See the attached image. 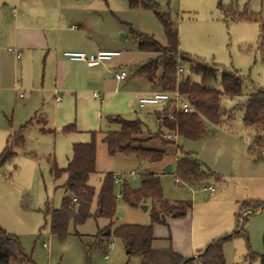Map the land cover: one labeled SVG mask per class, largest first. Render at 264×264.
<instances>
[{"label":"rangeland","instance_id":"rangeland-1","mask_svg":"<svg viewBox=\"0 0 264 264\" xmlns=\"http://www.w3.org/2000/svg\"><path fill=\"white\" fill-rule=\"evenodd\" d=\"M153 1L176 18L181 50L216 64L220 69L240 71L245 76L243 93L223 100L225 115L230 117H225L220 127L213 128L208 124L207 139L192 140L178 134L174 138L164 133L155 137L153 131L159 126L158 119L155 113H148L152 107H137L140 95L136 93L140 92V87L134 82L132 90L136 111L121 115L143 121L144 136L152 138L145 143L146 147L165 150L164 159L160 163H148L134 154L119 153L112 156L98 132L97 167L96 172L90 175L89 184L98 194L106 173L111 172L119 179L115 180L113 187L117 196L114 229L122 224L151 225L152 203L148 201L132 205L123 198L121 190L124 184L138 189L142 173L160 171L166 199L171 202L192 201V236L195 240L221 237L243 227L248 238L238 234L226 243V263L260 264L257 256L264 252V207L249 215L244 223L241 219L238 228L234 212L238 213L239 210L237 205L232 209V204L236 199L264 200V156L247 151L252 143L253 131L244 126V108H239V104L245 103L254 87L264 88V48L259 45L260 37L264 35L260 29V24L264 23V0ZM40 18L46 19V23L40 24ZM126 23L166 43L164 27L156 15L141 7H130L127 0H0V152L9 133L18 130L36 110L42 109L41 113L47 120L46 131L42 130L44 125L37 121L27 127L25 146L18 148L15 158L0 168V225L20 237L26 252L36 264H139L140 259L138 256L130 257L123 241L114 235L110 239L96 240L98 229L109 223L106 218L91 217L76 228L71 224L65 239L53 235L49 223L46 224L45 219H49L44 213L46 203L49 202L52 208H59L67 194L64 186L66 175L55 178L49 163L50 157L54 156L59 165L66 166L67 158L71 157L74 134L66 133L63 128L72 124L77 129L84 128L78 135L90 141L92 135L89 131H103L108 122L104 114L100 122H96L97 126L91 128L93 120L89 110L92 100L87 93L80 95L78 102L75 98L65 100V109L57 112L53 97L56 89L55 56L52 52L48 56L47 49H33L17 42V36L26 39L29 34L35 35L32 28L26 27H40L47 33L50 44H54L63 37L70 40L76 32L69 33L65 29L73 25H88V37L122 52L119 59L126 61L124 67L132 76L137 65L156 58L158 54L140 51ZM52 26L62 30H52ZM62 43H56L59 45L57 49L60 50ZM9 48L19 49L21 59L17 60L9 53ZM107 72L103 68L101 73L105 75ZM82 73L88 75L92 71L84 69ZM190 75L194 82H200L199 75ZM145 83V87L141 85L143 89L154 87L151 80H145ZM112 84L110 78L108 86ZM18 85L20 89H17ZM207 86L221 89V71ZM95 89L102 91L99 87L90 91ZM22 92L24 98L20 97ZM68 119L71 120L61 126ZM179 147L197 157L198 153L211 149L215 152L212 163L219 171L213 170L214 175L199 187L177 183L176 168L174 173H163L162 170L168 164L175 166L177 157L181 155ZM217 176L219 179H216ZM207 185L215 186L216 193L204 189ZM214 194H219V198L215 199ZM96 206L94 200L93 212ZM246 211L241 209L240 216L246 217L255 210ZM155 227L157 232L160 230V237L169 234L166 226ZM170 232H178L181 237L182 234L188 238L191 236L190 227L186 230L181 223L171 225ZM250 252L256 255L251 261L247 258Z\"/></svg>","mask_w":264,"mask_h":264},{"label":"trees","instance_id":"trees-1","mask_svg":"<svg viewBox=\"0 0 264 264\" xmlns=\"http://www.w3.org/2000/svg\"><path fill=\"white\" fill-rule=\"evenodd\" d=\"M132 8L141 7L152 11L161 21L166 44L160 43L154 35L136 30L131 25L130 31L136 40L140 51L155 52L158 56L141 65L137 74L151 75L157 85L165 91L178 89L187 95L194 110L176 108V106L165 107L161 112L162 126L175 131L176 134L192 140H199L207 135V123L219 125L225 116L223 100L241 96L245 76L238 70L220 69L216 64H210L199 58L180 50L179 27L174 15L169 11H163L160 4L153 0H127ZM264 32V23L260 24ZM264 35H261L259 44L264 48ZM179 68L183 72L178 74ZM221 71V89L207 86V83L215 79ZM190 73L200 76V82H194ZM244 108L243 120L248 127L255 131L252 142L264 146V88L254 87V91L248 96L239 108ZM170 112V113H169ZM165 113V114H164ZM172 116V118L169 117ZM31 119L20 127L19 130L10 134L6 146L0 154V168L17 155V149L25 146V131L33 124ZM109 121L117 126L106 132L103 138L112 156L122 153L125 155H136L148 163H158L164 159L165 150L146 147V142L151 138L144 136V123L140 119H127L120 115L110 117ZM75 130L73 125L66 126L64 131ZM162 131L156 136H161ZM97 132H92V139L87 143H75L73 145V156L66 168L55 166V178L67 175L64 186L67 194L64 196L61 207L52 209L49 202L45 206V216L50 217V231L60 239H65L69 234V226L75 228L84 224L89 218L109 219L107 226L100 228L96 234L97 240L109 239L113 235L120 238L125 247L128 248L129 256H138L139 264H227L224 254V245L234 235L243 234L247 236L243 227L231 234L213 239L203 252L197 256L185 257L176 252L172 247L166 249H154V224H166V215L174 218L184 217L188 209L192 208L191 201L171 202L165 198L161 181L153 172L141 174V186L138 189L131 188L128 184L122 186L121 195L132 205L151 201L153 205L152 224H122L113 228L114 218L117 214V196L114 194L115 176L106 173L100 191L96 194L95 188L89 184L90 175L96 172L97 157ZM181 155L175 163V174L180 183L199 187L203 185L210 174L205 170L206 164L194 153L186 152L179 147ZM179 183V184H180ZM96 200V209L92 211V204ZM264 207L262 201H246L242 204L244 210H257ZM247 220L243 218V223ZM241 217L239 216V224ZM78 234V232L76 231ZM264 242V238H263ZM260 264H264V252L257 256ZM253 260L256 255L252 252L247 256ZM36 264L29 255L16 234L8 232L0 225V264ZM128 264V262L126 263Z\"/></svg>","mask_w":264,"mask_h":264},{"label":"crops","instance_id":"crops-1","mask_svg":"<svg viewBox=\"0 0 264 264\" xmlns=\"http://www.w3.org/2000/svg\"><path fill=\"white\" fill-rule=\"evenodd\" d=\"M39 20H40V24L46 23V19L44 20V19L40 18ZM126 24L129 26L131 25L130 23H126ZM83 26L84 27H79L77 25H73V26L65 29L66 31H69V33H73V31H76V32H74L75 34L73 35V37H71L70 40H67V37L66 38L63 37V39L58 40V41L56 40V43H62L61 41L65 40L62 43L63 45L60 46V50L57 49L59 46L58 44H56V43L50 44L47 33L45 32L44 28H40V27H26L25 29L32 28L35 31L34 32L35 35L29 34L28 37H26V39H24L23 36H19V37L17 36V42L24 43L25 45H27L33 49L40 48V47L43 49H47L48 50V53H47L48 56L52 52V54L56 58L55 84H54L56 89H55V92L53 94V97H54L55 103L57 105V112H59L60 110L62 111V109H65V103H64L65 100L69 101V100H72L75 98L78 102L79 96L84 95V93H87L89 98L92 100V108L89 110V116L93 120V125L91 128H94L95 126H97L96 122L97 121L100 122V119H102L104 114H105V117H106L107 122H108L107 128L105 130H103V131H101V130H99V131L90 130L89 132L91 133V135H92V132H97L96 137L98 136V132H100L101 133V141L104 143L103 138L105 137L106 132L110 129H113V126H115V127L117 126L115 123H111L109 121V118L111 116L114 117L117 115L122 116L121 114L128 113V112L130 113L132 110H135V107L133 104V100L135 98L133 97V90H132L134 82L137 83L136 85H138L140 87V92L136 93V94H139L140 96H142L143 94H150V93H153L155 91H160L162 89H160V87L157 85L153 76L147 75V74H144V75L137 74L138 68L141 65H143L144 63H146L145 61H142V63H140L139 65L136 66L135 72L131 76L126 71V69L124 67L125 66L124 63H126V61H123V59H119V57H121V55H122V52L119 56L114 57L112 60H109V61H106L103 63H96V64H88L86 62L73 61V60H70L67 57H65L64 52L66 50H83V51H87V52H96V51L101 50V49H111L109 47H106V44H102L98 40H94L93 38L91 39L90 37H88L87 33L89 30V27H88V25H83ZM50 28H52V30H62V28H59L57 26H52ZM18 30H19V28H18ZM180 50H181V48H180ZM58 51H60L62 53H60V52L58 53ZM181 51H183V50H181ZM20 59H18V60H20ZM103 68L108 70V72H107L108 74L106 73L105 75H102L101 72H102ZM84 69H89L90 71H92V74H88V75L83 74L82 71ZM120 71H126L128 73L127 78H125L124 80H118L115 77V74L117 72H120ZM110 78H112V81L114 84H112L111 86H108ZM145 80H148V81L151 80L153 82L154 87L151 89L150 88H144L143 89L141 87V85H143L144 87L147 85L145 83ZM120 85H123V87L122 88L119 87ZM95 87L101 88L102 91H96V89H95L93 92H91L90 89L95 88ZM20 88L21 87L18 85L17 89H20ZM94 92H98L100 94V98H96L94 96ZM24 96L20 95L21 98H24ZM138 100H139V98H138ZM147 106L152 107L148 111V113H155L156 117L158 119V123H159V124L157 123V125H159L157 130L153 131V132L157 133V132L162 131L164 133V135H166V136L173 135L175 138L177 136L175 131H171L170 129H167L164 126H162V128H160V122H161V120H160L161 114L160 113L165 109V107H168V105L158 104V105H147ZM137 107L142 109V108H145L146 106L140 107L139 101H138ZM41 112H42V109L36 110L34 115L28 121H30L31 119H34L33 123L35 121H37L38 123L41 122L44 125V127H42V130L46 131L45 126L47 125V120ZM225 117H230V116H228L226 114L223 117L222 121L224 120ZM69 120H71V119H68L67 121H63L61 123V126L66 124ZM28 121H26L24 124H26ZM24 124H22L21 126H23ZM208 124H210L211 127H213V128L221 126V124L214 125L211 123H207V126H208ZM72 125L74 126L75 130L70 131V132H72V134H74V136H73L74 142L72 144L71 157L67 158V165L73 156V145L75 143H80V142L87 143V142L91 141V140L88 141L87 138L78 135L79 132H81L84 128L80 127L79 129H77L75 127V124H72ZM66 126L67 125H65V127ZM68 126H70V125H68ZM244 126L246 128L251 129V131H253V137H254L255 131L251 127H248L245 124V122H244ZM20 127H19V129H20ZM64 128H63V130H64ZM15 131H17V130L11 131L9 133L7 140L9 138L10 134L15 132ZM66 133H69V132H66ZM148 138H151V137L149 136ZM151 139H149V141ZM154 139H156V138H154ZM203 139H207V136L202 138V140ZM7 140H6V143H7ZM199 141H201V140L199 139ZM5 146H6V144H5ZM5 146L3 147V149L5 148ZM3 149L1 150V152L3 151ZM107 151H108V148H107ZM247 151L249 153L253 152L252 148H251V144L248 147ZM1 152H0V154H1ZM198 156H199L198 158L201 159L206 164L205 170L208 174H210V176L214 175L213 170L219 171V168H217L212 163V160L215 157V152H212L211 149H208L206 152H203V153H198ZM259 157H261V156H259ZM261 158L263 159V157H261ZM96 160H97V157H96ZM252 161H254V160H252ZM49 163L51 164L50 171L53 172V174H54L55 166H57L58 168H61V169L67 167V165L65 166L64 164L59 165L54 156L50 157ZM158 163H160V162H158ZM96 167H97V164H96ZM173 167L174 168H173V171L171 173H174V169H175L174 164H173ZM150 172L155 173L160 178V173H159L160 171L159 172L158 171H150ZM162 172L165 173L164 169L162 170ZM64 175H66V174H64ZM209 177H208V179H209ZM208 179H207V182H208ZM216 179H219V177L217 176ZM66 180H67V175L65 178V182H66ZM208 186H212V185H207L204 187V189ZM212 187H214L213 193H216V191H217L216 187L215 186H212ZM213 196L215 199L219 198V194H218V196L215 194ZM220 197H221V195H220ZM182 201H188V200H178V201H174V202H182ZM246 201H248V200H242L241 201L239 199H236L235 203L232 204V209H234L237 205V209L239 210L238 213L234 212V214L237 218L238 228L240 226L239 216H240L242 204ZM149 202H151V201H149ZM192 206H193V204H192ZM52 209H57V208H52ZM261 209L262 208H259L255 211H252V212L250 211V209L247 210L246 212L250 211V213L246 216V218L254 212H259ZM191 212H192V208L188 209L187 214L184 217H180V218H174L170 215H166V217H165L166 218V224H154V237H155V239L153 241V248L154 249H166V248L172 247V249H174L176 252L182 254L185 257L197 256V254L199 252H203L205 250L206 246L213 239H215V237H206V238L203 237V238H197L196 240L194 239V236H192V229L193 228H192V222H191L192 221ZM246 212H244V214ZM93 218H95V217H93ZM243 218L244 217H241V219H243ZM46 219H45V221H46ZM49 220L50 219H47L48 222H49ZM107 220L109 221V219H107ZM174 223H175V225L181 223V225H183V228L186 230H189V227H190L191 236L188 238L187 236L185 237L182 234V237H181V234H179L178 232L177 233L172 232V234H171L170 226L173 225ZM107 225H105V226H107ZM155 225L156 226H160V225L166 226L169 230V234L165 237H160V230H158V232H157L155 229L156 228ZM188 225H191V226H188ZM105 226H103V227H105ZM78 234H80V233L78 232ZM96 234H95V238L97 240ZM216 238H218V237H216ZM161 240H164V241H161ZM97 241H101V240H97ZM225 245H224V249H225ZM45 246H46V244H45Z\"/></svg>","mask_w":264,"mask_h":264},{"label":"built area","instance_id":"built-area-1","mask_svg":"<svg viewBox=\"0 0 264 264\" xmlns=\"http://www.w3.org/2000/svg\"><path fill=\"white\" fill-rule=\"evenodd\" d=\"M9 53H11L17 60L21 58V52L17 48H9ZM121 54L120 50L114 49H101L96 52H87L83 50H66L64 52V56L73 61H81L86 62L88 64H96V63H103L109 60H112L114 57L119 56ZM183 72V68H179L178 73L181 74ZM128 73L126 71H120L115 74V77L118 80H124L127 78ZM24 96L22 92L20 94ZM94 96L96 98H100V94L98 92H94ZM139 105L140 107H145L147 105H158V104H165L168 106H176V108H183L188 110H194V106L192 105L191 101L189 100L187 95L182 94L178 89L172 91H155L150 94H143L139 97ZM172 118L171 115H169ZM252 151L257 152L264 156V148L260 147L258 144L252 142L251 143ZM115 180L118 181L119 179L115 177ZM176 182L180 183L179 177L176 176ZM211 192L214 191V187L208 186L206 187ZM205 188V189H206Z\"/></svg>","mask_w":264,"mask_h":264},{"label":"water","instance_id":"water-1","mask_svg":"<svg viewBox=\"0 0 264 264\" xmlns=\"http://www.w3.org/2000/svg\"><path fill=\"white\" fill-rule=\"evenodd\" d=\"M159 115V114H158ZM173 164H168V165H166L165 166V168H164V172L165 173H171L172 171H173ZM144 208L145 209H147L148 208V206H144Z\"/></svg>","mask_w":264,"mask_h":264}]
</instances>
